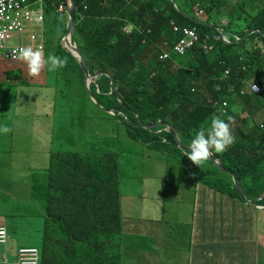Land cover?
<instances>
[{
  "label": "trees",
  "instance_id": "obj_1",
  "mask_svg": "<svg viewBox=\"0 0 264 264\" xmlns=\"http://www.w3.org/2000/svg\"><path fill=\"white\" fill-rule=\"evenodd\" d=\"M173 1L177 9L170 0H75V39L90 72L103 70L111 75L113 85L109 77L102 76L98 82L100 94L95 85L91 90L102 106L117 109L127 117L130 137L150 147L164 143L162 153L172 154L185 167L198 168V172L190 171V177L201 182L205 195L194 203V220L199 227L213 228L201 229L199 244L204 247L218 244V235L235 233L238 208L244 210L250 224L263 209L240 198L231 174L220 171L210 160L194 165L175 146L174 136L164 130L165 126L156 128L161 132L155 135L139 127L136 115L145 126L169 122L185 146L200 128L210 124L214 114L226 122L232 117L235 143L225 152L213 153L236 174L245 197L254 205L264 206V122L254 125L264 112V0H241L244 4L240 6L232 0ZM51 2L46 12L55 7ZM197 5L205 10V21L197 19ZM238 9L241 13L233 14ZM223 18L227 25L222 24ZM128 21L144 32L150 29L152 34L124 33ZM171 22L180 28L196 27L200 41L185 56L173 54L161 61L155 45L171 47L181 37L173 31ZM66 32L65 28L62 37ZM58 48L67 56L69 69L79 80L84 78L79 62L63 50L60 42ZM4 66L0 64V68ZM16 68V64H7L6 80H25L22 73L14 72ZM251 82L258 83L262 91L241 95L245 83ZM113 86L121 102L110 93ZM224 101L228 103L227 114L221 109ZM242 114L247 116L240 119ZM73 150L53 152L45 171L43 241L37 246L40 264H121L119 241L125 220L121 218L118 158L111 152L114 159L109 160L107 153L99 150ZM248 175L254 180L251 186L246 182ZM223 246L208 248L207 254L220 264H234L229 255L235 248L229 247L232 252L220 250Z\"/></svg>",
  "mask_w": 264,
  "mask_h": 264
},
{
  "label": "rangeland",
  "instance_id": "obj_2",
  "mask_svg": "<svg viewBox=\"0 0 264 264\" xmlns=\"http://www.w3.org/2000/svg\"><path fill=\"white\" fill-rule=\"evenodd\" d=\"M232 2H237L236 5L239 6L244 4L241 0H232ZM240 13L241 9H238L233 14L238 15ZM53 16L56 18V21H54L56 26L53 31L46 32L49 46L47 47L45 58L49 54L54 53L66 61L67 56L57 47V41L66 28V18L63 13L59 12H55ZM59 24H62V28ZM20 43H22V39L18 38H14L10 42L12 45H19ZM22 66L16 68L14 72H20L25 76L28 82L25 87L15 85L14 82H10L8 79L6 80L5 70L0 71V126L7 125L11 128L10 132L13 131L14 121L11 118L20 114L19 105L12 101L15 95L27 92V94L31 95L58 96L59 100L64 103L65 111H69L72 115V119H67L65 116V126L70 132L68 137L65 136L63 148L60 152H72L74 151L73 149L78 148L82 151L99 150V153H107L109 160L114 159L109 152L117 156L120 170L122 205L123 208L129 210L127 213L125 211L126 214L123 213L121 217L124 218L125 223L137 219L131 213L132 206L136 203L137 197L144 199L145 197H154L156 195L158 199L161 195H165L168 192L172 193L176 186L190 194L196 190L198 186L196 184L201 183H194L191 180L190 171L192 169L196 170L195 168L191 166L185 167L172 154L166 155L161 152L165 147L164 143H155L156 147H152L149 150L150 148L146 145H141V143L133 140L129 136L130 128L121 123L116 115L105 112L96 104L91 97V92L85 80L83 78L79 80L76 73L69 69V65L66 64L65 67L55 71L49 70L50 66H46L38 77H33L28 73L25 63ZM246 116V114H242L240 119H244ZM120 117L121 120L127 122V119L122 114ZM263 122L264 112L262 116H259L254 121V125L259 126ZM26 123L31 125V121L28 119H26ZM10 132L7 134L0 132V174L4 176L9 174V177L13 178L17 183L7 185L6 187H10L9 191H2L0 189V215L5 211L8 217L4 220L11 225L22 226L24 215L33 214L36 217H41V211L46 207V203L44 202L46 184L44 185V177L41 175L44 174L43 168L46 165V160L42 158L38 161L37 156L33 158L30 153H26L20 148H10V142L7 144V141L4 139ZM36 161L38 162L33 164ZM200 170L206 172L207 169L201 168ZM21 173H24L26 178L25 176H19ZM188 174L190 178H188ZM53 179L55 180V177ZM201 181L205 180L201 179ZM253 181V178L248 175L246 182L249 186L252 185ZM1 183L2 178L0 177V185ZM29 185L32 187L31 189ZM198 195L199 200L202 201L205 193L201 188L198 190ZM171 196L175 197L176 192ZM209 201L207 199V202ZM184 205L188 207L187 197L184 199ZM220 208L218 207L217 210ZM209 209L211 208L209 207ZM183 211V215L187 214V211ZM262 216L264 219V213ZM145 218L142 217L138 221V223H144V228L152 227L155 230L159 224L167 223L176 241H181L180 234L182 232L186 234L185 242L189 248L191 247L190 251L192 255L198 256L203 251V247L199 244L200 228L194 230L193 224L183 221L179 216L163 214L159 218L160 222L156 225L150 224ZM260 219L257 214L254 215L258 234L259 232L260 234L264 232V220ZM33 220L35 218L27 217V221ZM238 226H245V229L247 228L242 222ZM42 227L43 231L44 224ZM252 228L253 225L249 226V229ZM235 234H237L236 230ZM20 235L23 237L25 233L21 231ZM41 239L43 241L42 237L33 245H40ZM249 239L251 240L252 238ZM170 242L173 243L171 240ZM253 243L255 245L254 253L256 255H264V241L254 240ZM179 251L182 250L179 249L174 254ZM190 264L198 263L192 260ZM205 264H220V262L215 257L214 260L211 258L207 260ZM234 264L240 263L234 261Z\"/></svg>",
  "mask_w": 264,
  "mask_h": 264
},
{
  "label": "crops",
  "instance_id": "obj_3",
  "mask_svg": "<svg viewBox=\"0 0 264 264\" xmlns=\"http://www.w3.org/2000/svg\"><path fill=\"white\" fill-rule=\"evenodd\" d=\"M55 11L46 12V24L45 42L47 41L48 30L46 27L49 22H52L54 18L53 14ZM66 18V27L68 25V18ZM56 25L52 27L54 30ZM62 28V24H59ZM33 30V28H30ZM55 38V37H54ZM23 40L28 41L27 37ZM49 45V44H48ZM2 64V63H0ZM7 68V64L0 71ZM27 80H22L15 85H20L25 87ZM13 103L19 105L20 114L17 116H12L13 131L5 136L7 144L10 142V148H20L26 153H30L34 158L38 157V161L42 158L46 160V165L43 168L44 185L47 184V175L45 171L49 167L50 156L53 152H60L63 148L65 136L68 137L70 130L65 126L67 119H72V115L69 111H65L64 103L61 102L58 96H45V95H31L27 92H23L20 95H15L12 99ZM26 119L31 121V125L26 123ZM22 158V157H21ZM38 161L33 162L36 164ZM29 163L28 161H25ZM19 176H25L24 173L19 174ZM2 178V183L0 189L2 191H9L10 187L7 185H12L15 182L13 178L9 177V174L4 176L0 174ZM26 178V176H25ZM29 188L32 187L29 185ZM177 189V190H176ZM176 192V196L171 195ZM185 197L188 198V207L184 205ZM199 202L198 190L188 194L183 189L174 188L172 193H166L165 195L159 196L157 199L156 195L154 197H145L144 199L137 197L136 203L132 206L133 216L137 219H133L131 222L125 223V229L121 235L119 245L121 248V264H190L192 260L197 261L198 264H205L207 260H210L207 254L208 248L217 249L221 244L224 246L220 249H227L231 251L229 247L235 248V253L229 255L231 260L239 262L240 264H264V255H256L254 253V243L252 241H264V232L262 234L257 233L256 221L250 224L246 218V214L243 209L238 208L235 213L239 217V223H244L245 226H237L235 233H230L228 235H218L216 241L218 244H207L203 247V253L194 256L191 254L188 244L185 242L186 234L181 233V241H176L171 233L170 226L167 223L159 224L158 227L144 228V223H138V221L143 217L150 224H158L160 222L159 218L163 214H169L171 216H179L183 221H186L194 225V230L205 229L206 231H212V226H202L197 225L194 220V203ZM187 214L183 215L184 211ZM129 211L127 208H122V213ZM156 215L155 212H157ZM263 211V212H262ZM264 213V209L262 210ZM41 217H36L33 214L24 215V222L21 225H11L6 220L8 214L4 211L0 215V227H5L9 234V241L6 245L0 244V264H14L17 259L18 249L24 246H32L37 240L42 238V226L44 224V210L41 211ZM125 213V214H126ZM177 213V214H175ZM258 213V216L260 215ZM27 217L35 218L33 221H27ZM264 220V219H263ZM238 223V224H239ZM197 225V226H196ZM253 225L252 229L249 226ZM153 226V225H152ZM219 227V226H217ZM23 231L25 235L21 237L20 233ZM220 233H223L220 231ZM223 237L225 240L222 242ZM249 238H252L251 240ZM170 240L173 242L171 243ZM199 241L201 239L199 238ZM202 242V241H201ZM252 243V244H251ZM179 249L182 251L177 252Z\"/></svg>",
  "mask_w": 264,
  "mask_h": 264
},
{
  "label": "clouds",
  "instance_id": "obj_4",
  "mask_svg": "<svg viewBox=\"0 0 264 264\" xmlns=\"http://www.w3.org/2000/svg\"><path fill=\"white\" fill-rule=\"evenodd\" d=\"M66 8L61 11L59 9V5L60 3L62 2H51L54 4L55 7H53L52 11H55V12H59V13H62L64 12L63 14L65 16L68 17V14H67V5L66 3L61 0ZM171 2H173L174 4V8L177 9V4L173 1V0H170ZM47 5H50L49 4V1H45L43 3V17H44V20L43 22L37 26V29H35L34 26H27L26 29H23L21 31V33H15L12 35L11 39L9 40V45H12L10 44V42H12V40H14V38H18V39H22V43L20 44H27L26 47H20L18 50H16L14 52V58L18 59L16 61H13V60H3V61H0V63L2 64H16L17 65V68L19 66L23 67V63L26 64V67H27V70H28V73L33 76V77H38L42 71L45 69L46 66H50L49 70L51 71H55L59 68H63L66 66V61L64 59H61L60 57H58L57 55H55L54 53L52 54H49L47 56V58H45L46 56V52H47V47L49 46L48 45V42H45V36L44 38L42 39V36L44 35L45 33V24H46V8H47ZM33 8L35 9V6H33ZM195 15L197 17V19L199 21H205L206 20V14H205V10L201 9L199 5H197L195 8ZM55 20H53L52 22H49L48 23V26L46 27V29L48 31L52 30V27L55 25L54 23ZM76 21V20H75ZM76 24V23H75ZM222 24L223 25H227L228 22L226 21L225 18H223L222 20ZM171 25L173 27V31L175 33H180L181 34V37L179 38V40L184 36V30L185 29H192V28H196V27H185V28H180L178 27L174 22H171ZM68 27H69V19H68V25L66 27L67 29V32L65 34L64 37H60L61 40L57 41V47H58V42H60L63 50L66 52V53H69L73 56L72 53L68 52L66 49H65V46H67V44L65 43L64 44V39L66 38L67 34H68ZM30 28H33V30H30ZM197 30V28H196ZM122 31L126 34H132L134 31H138L142 34H144L146 37L149 36V34H152V31L150 29H148L146 32H144L141 28H139L138 26H136L135 24L131 23L130 21L126 22L125 26L123 27ZM197 33H198V30H197ZM31 35H36L37 36V39L40 43V46L41 48H33L31 46H29L30 44V36ZM42 35V36H41ZM198 36H199V33H198ZM24 37H27L28 41H24L23 38ZM59 38V39H60ZM223 39L224 41L228 42L229 43V40L223 36ZM72 40V38H71ZM179 40L175 43H173V45L171 47H167L166 45L167 44H161V45H158L156 44V48L159 52V59L161 61H167L171 58V56L174 54V55H180V56H185L188 51H193L194 49H196V46L198 45L199 41H200V36H199V41L196 43L195 46H193L192 48L190 49H187L184 53H178L174 46L179 42ZM237 40H239V38H237ZM73 41V40H72ZM77 42V41H76ZM79 47V46H78ZM80 49V48H79ZM83 54V53H82ZM74 57V56H73ZM85 57V56H84ZM75 58V57H74ZM76 59V58H75ZM77 60V59H76ZM86 60V58H85ZM78 61V60H77ZM87 63V62H86ZM80 64V63H79ZM88 66V64H87ZM83 70V69H82ZM89 70V68H88ZM99 71H103V70H96L94 73H91L90 70H89V73L90 75H95L97 72ZM84 72V71H83ZM106 72V71H104ZM108 75H105V74H101L99 75L98 77L96 78H93V79H88V84H86L91 92V97H94L97 101V105L102 108L103 110L104 109H107V110H112L114 111V113H110V114H114L117 116V119L121 121V119L119 118V116L122 114L121 111H118L117 109H108L104 106H102L99 101L97 100V98L95 97V95L93 94L92 90H91V85H95V88H96V93L100 94V87H99V83L100 82V78L102 76H107L110 78V82H111V85H113L114 81L111 77V75L106 72ZM230 74V71L229 70H226V75H229ZM24 76V75H23ZM25 78V76H24ZM82 78V77H81ZM84 80L86 79V75L84 73ZM26 80V79H25ZM86 83V82H85ZM246 86L245 88L241 89V95L243 94H246L247 92H251V93H256V92H253L251 87L253 84H257L259 85L258 83H254V82H251V83H245ZM260 87V85H259ZM261 88V87H260ZM113 89H115V93H116V88L113 86L111 88V94H112V91ZM262 91V89H261ZM260 91V92H261ZM259 92V93H260ZM105 94V92H104ZM258 94V93H257ZM113 95V94H112ZM115 98L118 99L117 95H113ZM119 102H121L119 99H118ZM225 102V101H224ZM216 103V102H215ZM219 104V103H218ZM228 104V103H227ZM104 107V108H103ZM228 107V106H227ZM227 107L226 108H223L222 105H221V109H222V112L223 114H227ZM105 111V110H104ZM106 112V111H105ZM108 113V112H107ZM123 115V114H122ZM125 117V116H124ZM137 115H136V119H137ZM127 119V117H125ZM139 119V117H138ZM232 117H227V122L225 119H222L219 115H216L214 114L211 119H210V124L207 126V127H202L200 128L196 134H195V137L191 140V142L186 146L185 149H182L180 148L176 142H175V145L177 147L180 148L181 151L184 152V156H187V158L194 164V165H197V166H200L203 162L207 161V160H210L209 158L211 156H213L215 158V160H218L219 162H222L223 161L220 159V157H216L213 153V150L216 152V153H222V152H225L228 150V148L233 145L235 143V136L233 135V132H232V128H231V121H232ZM140 121V119H139ZM138 122V121H137ZM141 122V121H140ZM165 122V121H164ZM160 123V122H158ZM169 123V122H167ZM130 121L127 119V122L124 121V125H127V127H129L130 125ZM142 126L139 125V127L143 128L144 130H147L145 129L144 127H149V126H153L157 123H154L152 125H149V126H145L143 125V123L141 122ZM170 124V123H169ZM160 126H164V125H160ZM160 126L158 127H155L153 128V130H148V131H151L153 132L155 135L159 134L161 132V130H156V128H159ZM172 126V125H171ZM173 127V126H172ZM174 128V127H173ZM166 131L170 132V129L168 127L165 126V129ZM175 130V128H174ZM11 131V128L8 127L7 125H3V126H0V132L2 133H9ZM176 131V130H175ZM171 133V132H170ZM177 133V131H176ZM173 135V134H172ZM178 135V133H177ZM130 136V135H129ZM179 137V135H178ZM175 139V137H174ZM180 140V138H179ZM176 141V140H175ZM181 144L183 146H185L182 141L180 140ZM141 145H144L141 143ZM147 147H149L151 150L152 147H150L149 145H146ZM53 155V154H52ZM211 161V160H210ZM213 163V162H212ZM214 164V163H213ZM224 164V163H223ZM225 165V164H224ZM214 166H216L214 164ZM226 166V165H225ZM217 167V166H216ZM227 167V166H226ZM220 171H222L219 167H217ZM228 168V167H227ZM229 169V168H228ZM230 170V169H229ZM235 176L236 174L230 170ZM196 172H198V168L196 169ZM222 172H227V171H222ZM228 173V172H227ZM230 174V173H229ZM232 175V174H231ZM233 177V175H232ZM237 177V176H236ZM238 179V178H237ZM193 181V180H192ZM233 181H234V177H233ZM194 182V181H193ZM239 182V180H238ZM196 183V182H194ZM235 183V181H234ZM240 184V183H239ZM198 185L197 188L198 190L201 188L200 187V184H196ZM237 188V187H236ZM242 189V188H241ZM243 191V190H242ZM244 194V192H243ZM240 196V195H239ZM245 196V195H244ZM241 198V197H240ZM242 199V198H241ZM247 199V198H246ZM262 199V198H260ZM247 201H249L247 199ZM245 202V201H244ZM246 204L248 205H252L253 207L255 208H260V209H264V206L262 207H259L257 205H254L253 202L249 201V203L245 202ZM122 208H123V205H122ZM121 213H122V210H121ZM122 216H123V213H122ZM0 228H4L6 230V233H7V240L5 243H0L1 245H6L9 241V234H8V231L5 227H0ZM22 248H34V249H37L38 250V253H39V263L40 264V260H41V253H40V248L39 247H32V246H24V247H21L18 249V252H17V259H16V262L14 264H17V260H18V253H19V250L22 249ZM10 263V261L7 262V264Z\"/></svg>",
  "mask_w": 264,
  "mask_h": 264
},
{
  "label": "built area",
  "instance_id": "obj_5",
  "mask_svg": "<svg viewBox=\"0 0 264 264\" xmlns=\"http://www.w3.org/2000/svg\"><path fill=\"white\" fill-rule=\"evenodd\" d=\"M45 1L58 0H0V61L13 60L14 52L20 47H26L27 44L9 45V40L15 33H21L27 26L40 25L43 20V3ZM35 6V9L33 8ZM66 8L62 2L59 9L63 11ZM29 46L41 48L36 35H31ZM199 41V36L196 28L185 29L184 36L174 46L178 53H184L187 49L192 48ZM253 92L259 93L261 88L257 84L251 87ZM218 105V102L215 103ZM227 102H222V107L226 108ZM7 240V233L4 228H0V243H5ZM39 253L34 248H22L18 253L17 264H38Z\"/></svg>",
  "mask_w": 264,
  "mask_h": 264
},
{
  "label": "water",
  "instance_id": "obj_6",
  "mask_svg": "<svg viewBox=\"0 0 264 264\" xmlns=\"http://www.w3.org/2000/svg\"><path fill=\"white\" fill-rule=\"evenodd\" d=\"M66 5H67V14H68V19H69V27H68V34L66 36V38L64 39V44L66 43L67 46H65V49L72 53L73 56L78 60V62L80 63L85 75H86V79H85V82L86 84H88V79H93V78H96L98 77L99 75L101 74H105V75H108L106 72L104 71H99L97 72L95 75H90L89 73V70H88V66H87V63H86V60H85V57L84 55L82 54L81 50L79 49L78 47V44L76 42V39H75V20H76V4H75V0H63ZM72 38V40H71ZM109 76V75H108ZM112 94L115 95V89H113L112 91ZM93 100L97 103L96 99L94 97H92ZM106 112L108 113H114V111L112 110H107V109H104ZM137 121L139 123V125L142 126L141 122L139 121L138 117H137ZM160 125H164L166 127H168L170 129V132L173 134V136L175 137V140H176V144L182 148V149H185L186 146H183L179 140V137L176 133V131L174 130V128L171 126V124L167 123V122H160V123H157L153 126H149V127H144L145 129L147 130H153V128L155 127H158ZM217 167H219L222 171H227L228 173L232 174L233 177H234V181H235V185L237 187V190H238V193L240 195V197L242 198L243 201L249 203V201H247L246 197L244 196L243 194V191L241 189V186L238 182V179L237 177L222 163V162H219L218 160H215V158L213 156H211L209 158Z\"/></svg>",
  "mask_w": 264,
  "mask_h": 264
}]
</instances>
